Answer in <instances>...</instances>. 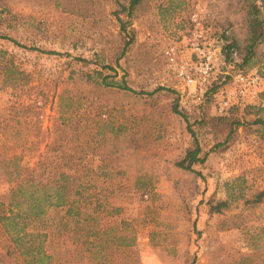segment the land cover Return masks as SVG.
I'll return each mask as SVG.
<instances>
[{"label": "rangeland", "instance_id": "rangeland-1", "mask_svg": "<svg viewBox=\"0 0 264 264\" xmlns=\"http://www.w3.org/2000/svg\"><path fill=\"white\" fill-rule=\"evenodd\" d=\"M148 2L147 11L128 18L120 11L126 0H98L88 17L62 11L55 0H0V67L6 64L0 80L14 72L6 85L0 82V160L19 154L28 165L74 164L88 191L98 192L99 222H121L103 234L107 241L94 259L84 246L76 254L72 224H58L61 210H48L45 246L54 264H264L258 231L264 200L247 208L230 201L211 215L206 204L214 190L215 198L224 197L222 182L235 177L242 178L245 195L264 188V142L239 127L233 141L210 151L211 132L194 119L218 116L208 93L226 78L217 74L205 95H188L164 55L189 30L193 11L212 37L235 39L240 69L264 75V37L243 63V0ZM255 5L264 10V0ZM118 12L129 23L121 33ZM121 83L129 90L117 87ZM194 142L206 154L191 167L197 174L175 165ZM8 187L1 174L0 202ZM118 234L120 242L113 239ZM0 264H23L1 227Z\"/></svg>", "mask_w": 264, "mask_h": 264}, {"label": "trees", "instance_id": "trees-1", "mask_svg": "<svg viewBox=\"0 0 264 264\" xmlns=\"http://www.w3.org/2000/svg\"><path fill=\"white\" fill-rule=\"evenodd\" d=\"M256 0H243L245 16L247 18L248 34L245 51L241 57L243 63H247L251 57V50L256 39L264 37V10L255 5ZM60 5L62 11L77 13L82 17L91 16L97 7L98 0H55ZM171 3L168 4L171 7ZM149 9L148 0H126L125 6H121L120 11L124 12L125 17H131L133 13L145 12ZM121 12L115 13L118 21V33H121L129 24L128 20H122L119 17ZM221 53L224 62L232 61V55H238L240 46L235 39L227 38L224 34L221 36ZM131 38L123 40V45L127 46ZM13 43H15L13 41ZM4 55L0 51V57ZM7 64H11L6 60ZM5 62L1 64L0 71L5 68ZM12 65V64H11ZM103 67L102 65H100ZM14 74L13 70H8L1 78V86L7 84V80ZM22 75H26L21 72ZM14 79V77L12 76ZM87 78V77H86ZM102 82L105 77H102ZM10 82V81H9ZM119 88H129L124 84H119ZM172 110L178 114L176 106ZM252 115L250 120H244L245 116ZM186 120V118L180 114ZM194 122L200 127H207L214 139L211 151L215 147H223L233 141L239 127L245 133L255 132L259 140L264 142V106L247 105L239 111V108L233 106L228 109L226 115L207 116L201 115ZM187 126V124H186ZM192 134V133H191ZM199 153H201L199 155ZM206 158L204 152H200L199 146L194 142L193 146L184 151L183 156L177 160V167L193 171V164H201ZM79 162H80V158ZM19 154L12 155L6 159L0 160V175L9 183V187L0 202V227L6 234L12 249L17 252L23 264H54L53 255L45 246L48 233L46 231L48 223L47 211L50 209L61 210L57 223L62 225L72 224L71 232L76 233L75 243L76 254L81 253L82 246L90 248L93 251L94 259H98L101 248L106 238L103 234L111 229L118 230V223L102 225L99 222V210L101 202L98 198V192L95 188L91 192L87 187L90 184L83 181L80 168L72 167L74 164H49L46 167L37 162L34 165L21 163ZM78 165V164H77ZM76 165V166H77ZM79 167V166H78ZM237 185H235V183ZM243 180L241 177H235L231 180H225L221 186L224 190V197L215 198V190L208 196L206 204L207 213L220 214L226 208L230 201L241 200L242 205L253 207L264 200V188L252 191L249 194L243 192ZM244 185V184H243ZM92 187V186H91ZM258 231L264 235V228ZM77 232H82L79 239L76 238ZM113 239L120 242L123 236H113ZM111 239V243L113 241ZM107 241V240H106ZM248 241L254 242L255 236L248 237ZM132 241L127 245H131Z\"/></svg>", "mask_w": 264, "mask_h": 264}, {"label": "built area", "instance_id": "built-area-1", "mask_svg": "<svg viewBox=\"0 0 264 264\" xmlns=\"http://www.w3.org/2000/svg\"><path fill=\"white\" fill-rule=\"evenodd\" d=\"M189 21L191 26L187 33L164 51L167 66L175 79L186 87L187 94L205 95L207 86L217 74H222L225 82L208 93L214 99L215 114L225 115L233 106L264 105V100L259 99V92L264 91V75L255 68L234 66L237 55H232V61L225 63L221 53L222 39L210 35L201 22L199 11L191 12Z\"/></svg>", "mask_w": 264, "mask_h": 264}]
</instances>
